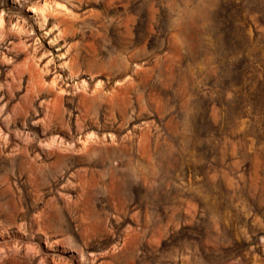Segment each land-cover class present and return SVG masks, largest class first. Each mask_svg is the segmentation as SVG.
Segmentation results:
<instances>
[{
  "label": "rangeland",
  "instance_id": "374dc122",
  "mask_svg": "<svg viewBox=\"0 0 264 264\" xmlns=\"http://www.w3.org/2000/svg\"><path fill=\"white\" fill-rule=\"evenodd\" d=\"M0 15V264H264V0Z\"/></svg>",
  "mask_w": 264,
  "mask_h": 264
},
{
  "label": "bare ground",
  "instance_id": "6f19581e",
  "mask_svg": "<svg viewBox=\"0 0 264 264\" xmlns=\"http://www.w3.org/2000/svg\"><path fill=\"white\" fill-rule=\"evenodd\" d=\"M25 1V0H24ZM58 6H60L61 8H63V9H65L67 6H65L64 4H59ZM33 7V8H32ZM31 8H32V10L34 11V10H36V7L35 6H32ZM46 7V6H45ZM45 7H43V6H39L38 8H40L42 11H43V9L45 8ZM39 11V10H38ZM69 13V11H68V9L66 10V12L65 13H63V14H68ZM1 16V15H0ZM4 18V17H3ZM44 20H46V21H48V24H50L52 21H55V19L54 18H52V17H48V16H46L45 17V19ZM1 23V22H0ZM63 23H64V25H65V30L67 29V27H68V22H66V20H63ZM5 25V24H4ZM6 26V25H5ZM15 26L18 28V29H20V30H25V31H27L26 30V26H27V23H26V21L25 20H17V22H15ZM64 34V31H62V33L60 34V35H63ZM47 53V52H46ZM33 55V54H32ZM37 54H34V56H36ZM42 55L43 56H46V54H45V52H43L42 53ZM41 55V56H42ZM48 55V54H47ZM72 62V61H71ZM45 66H46V74H48V71L51 69V68H53L54 66H53V62H52V58H47V60H45ZM72 71V70H71ZM86 73L87 72H81L80 74H76V72H75V75H77V77H82V76H85L86 75ZM60 76H57V74H55V77L53 78V80H52V82L53 83H51L52 85L53 84H55L56 86H59V87H61L59 84H58V82L60 81ZM42 81L45 83L46 81H48V79L46 78V79H42ZM51 82V81H50ZM83 83H86V86L87 85H89L91 82H89V81H87V80H85L84 79V81H83ZM50 87V86H49ZM128 88V87H127ZM125 89V88H124ZM61 90H63V91H66V87H61ZM119 90V89H118ZM124 94V93H123ZM112 102V101H111ZM120 110V109H119ZM143 112V111H142ZM143 131V130H142ZM97 134V133H96ZM94 136V135H93ZM94 140V139H93ZM53 143V142H52ZM84 143V142H83ZM144 143V142H143ZM180 144V143H179ZM177 145V144H176ZM156 146V145H155ZM174 151V150H173ZM149 154V153H148ZM168 157V156H167ZM164 159V158H163ZM128 180V179H127ZM163 183V182H162ZM165 183V182H164ZM123 188V187H122ZM91 208V207H90Z\"/></svg>",
  "mask_w": 264,
  "mask_h": 264
}]
</instances>
